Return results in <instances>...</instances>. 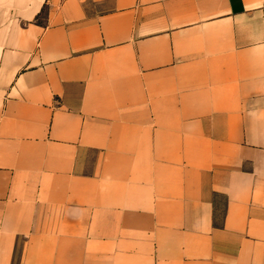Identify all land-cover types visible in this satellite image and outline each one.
Instances as JSON below:
<instances>
[{"label":"crops","instance_id":"0c3cea01","mask_svg":"<svg viewBox=\"0 0 264 264\" xmlns=\"http://www.w3.org/2000/svg\"><path fill=\"white\" fill-rule=\"evenodd\" d=\"M0 264H264V0H0Z\"/></svg>","mask_w":264,"mask_h":264}]
</instances>
